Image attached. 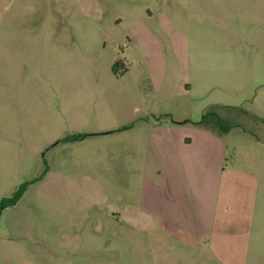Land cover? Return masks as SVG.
<instances>
[{"label": "rangeland", "instance_id": "374dc122", "mask_svg": "<svg viewBox=\"0 0 264 264\" xmlns=\"http://www.w3.org/2000/svg\"><path fill=\"white\" fill-rule=\"evenodd\" d=\"M201 132L232 170L221 235L121 241L163 148ZM25 182L0 264H264V0H0V200Z\"/></svg>", "mask_w": 264, "mask_h": 264}, {"label": "crops", "instance_id": "0c3cea01", "mask_svg": "<svg viewBox=\"0 0 264 264\" xmlns=\"http://www.w3.org/2000/svg\"><path fill=\"white\" fill-rule=\"evenodd\" d=\"M199 135L198 149L192 148L193 140L188 135L172 138V143L163 148L161 168L154 170L161 179L148 177L147 194L141 200L142 210L136 211L134 216L122 214L118 234L121 241L132 240L131 235L135 231L146 233L149 249L152 246L165 251L174 243L178 247L202 250L203 246L212 245L209 242L221 235L216 224L217 207L223 175L232 170L224 169L223 145L220 146L214 134L201 132ZM232 173L237 175L235 171ZM191 201H194L193 205ZM171 202H176V208L171 207ZM244 218V232H250L253 213H247ZM235 227L236 224L231 229ZM179 262L185 264L183 260ZM192 262L203 264L200 258ZM166 263L154 258L148 264ZM102 264L120 263L104 261Z\"/></svg>", "mask_w": 264, "mask_h": 264}, {"label": "trees", "instance_id": "16d2710c", "mask_svg": "<svg viewBox=\"0 0 264 264\" xmlns=\"http://www.w3.org/2000/svg\"><path fill=\"white\" fill-rule=\"evenodd\" d=\"M47 173V170L44 171V173L42 174V176L40 178H38L37 180H41V178ZM32 182H25L23 184H21L20 186H18L16 188V190L11 194L10 197L8 198H3L0 200V210L5 209L6 207H11L14 206L19 200L20 198L23 196V194L26 191V188L28 187V185H30Z\"/></svg>", "mask_w": 264, "mask_h": 264}, {"label": "flooded vegetation", "instance_id": "af4514ba", "mask_svg": "<svg viewBox=\"0 0 264 264\" xmlns=\"http://www.w3.org/2000/svg\"><path fill=\"white\" fill-rule=\"evenodd\" d=\"M57 143V142H56Z\"/></svg>", "mask_w": 264, "mask_h": 264}]
</instances>
